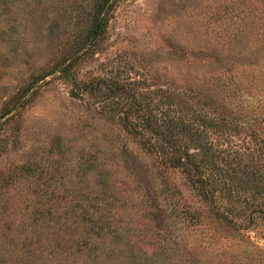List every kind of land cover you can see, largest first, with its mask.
I'll return each instance as SVG.
<instances>
[{
    "label": "rangeland",
    "instance_id": "obj_1",
    "mask_svg": "<svg viewBox=\"0 0 264 264\" xmlns=\"http://www.w3.org/2000/svg\"><path fill=\"white\" fill-rule=\"evenodd\" d=\"M90 6L0 0V264H264L261 226L177 215L202 204L180 171L157 167L49 73L84 34ZM109 69L253 106L264 96V0H117L101 49L76 72ZM237 79L227 94L222 80Z\"/></svg>",
    "mask_w": 264,
    "mask_h": 264
},
{
    "label": "trees",
    "instance_id": "obj_2",
    "mask_svg": "<svg viewBox=\"0 0 264 264\" xmlns=\"http://www.w3.org/2000/svg\"><path fill=\"white\" fill-rule=\"evenodd\" d=\"M116 1L91 0L84 34H75L49 73L57 71L71 82L70 96H87L97 112L117 121L157 167L180 171L202 204L174 207L177 215L199 222L210 214L236 229H264V96L238 109L207 92L198 98L189 86L150 88L146 76H131L130 71L117 76L109 69L89 80L78 79V61L101 49ZM234 84L222 80V89L227 94L241 89L239 79Z\"/></svg>",
    "mask_w": 264,
    "mask_h": 264
}]
</instances>
